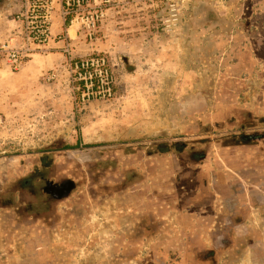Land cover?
<instances>
[{"label": "rangeland", "instance_id": "1", "mask_svg": "<svg viewBox=\"0 0 264 264\" xmlns=\"http://www.w3.org/2000/svg\"><path fill=\"white\" fill-rule=\"evenodd\" d=\"M258 1L94 0L103 16L92 37L72 22L81 49L69 44L70 54L39 78L26 63L35 52L16 69L0 60L9 70H28L25 94L10 96L13 109L0 127V264H201L205 253L182 246L175 212L160 221L153 206L154 221L145 224L144 191L124 185L165 181L154 173L172 166L163 150L181 151L216 131L218 144L228 142L227 103L264 89V61H251L264 57ZM16 13L0 18L6 24ZM88 55L109 60V100H79L68 59ZM239 60L248 79L240 78ZM211 150L217 158L224 148ZM65 180L74 188L54 199L49 181ZM242 241L221 264H264V239Z\"/></svg>", "mask_w": 264, "mask_h": 264}, {"label": "crops", "instance_id": "2", "mask_svg": "<svg viewBox=\"0 0 264 264\" xmlns=\"http://www.w3.org/2000/svg\"><path fill=\"white\" fill-rule=\"evenodd\" d=\"M21 7L19 2L1 0L0 15L6 16L12 11L18 12ZM254 13L264 17V0L258 1ZM2 20L4 19L0 18L2 25L0 40L15 36L21 28L20 23L14 18L7 19L6 24ZM61 24V20L56 17L52 26L54 36L63 32ZM107 25L109 22L102 24L100 28L104 33ZM258 25L264 29V21ZM72 26L70 25L66 30L67 42L76 47L73 51H77L81 49L82 44L78 45L76 39L78 31ZM257 42V46L264 47V38L258 39ZM100 45L106 47L108 42ZM63 46L64 41L56 38L49 42L47 52L34 53L37 56L26 62L27 67L33 68L34 76L39 78L44 70L66 57ZM251 59L252 62L256 61L257 66L259 62L264 61V57L261 58L258 54ZM238 62L242 66L240 78L248 79L250 75L246 61ZM27 77V69L9 70L0 62V127L5 126L8 114L13 109L10 96L25 94L24 82ZM245 91L246 89L239 90L236 95L244 96ZM263 94V87L258 86L249 93L247 97L249 102L248 100L243 102L241 97L238 102L227 103L225 122L231 128L226 135L229 137L228 142L218 144L220 140L216 138L218 136L216 131L207 136L193 138L181 151L163 150L159 155L162 159L171 160L170 163L174 168L168 166L154 173L162 176L165 181L158 183V187L148 183L146 179L139 183L129 181L124 185L125 191L131 192L133 188L144 191L145 204L144 207L140 206L143 208L141 211L142 214L144 213V219L140 218V221L145 224L152 223L154 214H158L157 217H161L160 221H162L165 218L163 215L170 209L175 212L173 222L181 229L182 241L184 240L182 246L186 251L192 248L193 253L210 251L213 254L212 264H221L222 258L230 253L237 254L241 250L238 244L244 246L242 240L264 239V102L260 100ZM43 104L44 107L50 108V102L44 101ZM213 145L224 148L217 156L222 160L223 166L218 164L217 158H213V154L216 155L211 150ZM191 148L193 150H189ZM128 170L131 171L133 168L130 166ZM134 171H138L134 172L138 173V176L142 175L141 170ZM144 171L146 176L150 174L147 166L144 167ZM179 178L182 181H177ZM153 199L155 202H152ZM147 200L151 201L150 205L146 204ZM153 206L157 208L155 212L151 210ZM144 232H147L146 228ZM200 259L201 264H210L209 259L206 258L207 261Z\"/></svg>", "mask_w": 264, "mask_h": 264}, {"label": "built area", "instance_id": "3", "mask_svg": "<svg viewBox=\"0 0 264 264\" xmlns=\"http://www.w3.org/2000/svg\"><path fill=\"white\" fill-rule=\"evenodd\" d=\"M102 16L103 11L94 0H23L21 9L14 15L21 28L15 36L0 41V60L16 69L34 52L45 50L55 38L64 41L63 51L69 55L66 30L72 22H79L91 38ZM56 17L62 22L63 32L54 36L52 26ZM68 62L73 79L79 83L80 102L109 100L114 96V78L105 55L69 57Z\"/></svg>", "mask_w": 264, "mask_h": 264}, {"label": "flooded vegetation", "instance_id": "4", "mask_svg": "<svg viewBox=\"0 0 264 264\" xmlns=\"http://www.w3.org/2000/svg\"><path fill=\"white\" fill-rule=\"evenodd\" d=\"M68 185L70 186L67 189ZM74 185H75L74 182L70 180H65L63 182H50L49 181V187L47 188V191L54 199H61L64 196H67L69 194L72 188H74ZM206 258L209 259L210 264H212L213 254L210 251L205 252L204 259Z\"/></svg>", "mask_w": 264, "mask_h": 264}, {"label": "water", "instance_id": "5", "mask_svg": "<svg viewBox=\"0 0 264 264\" xmlns=\"http://www.w3.org/2000/svg\"><path fill=\"white\" fill-rule=\"evenodd\" d=\"M70 185L67 186V189L69 188Z\"/></svg>", "mask_w": 264, "mask_h": 264}]
</instances>
